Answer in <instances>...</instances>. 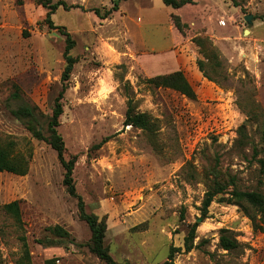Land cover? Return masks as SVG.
Returning a JSON list of instances; mask_svg holds the SVG:
<instances>
[{"label":"rangeland","instance_id":"1","mask_svg":"<svg viewBox=\"0 0 264 264\" xmlns=\"http://www.w3.org/2000/svg\"><path fill=\"white\" fill-rule=\"evenodd\" d=\"M59 1L71 8L60 7L51 28L40 0H0V140H14L16 151L30 156L26 176H0L1 264L23 260V237L30 264H105L90 251V228L63 184L57 153L13 113L31 107L46 129L65 85L58 131L67 159L76 158L74 181L86 211L107 219L105 243L117 262L163 264L172 247L184 249L198 222L196 247L176 253L174 264H264L258 214L217 198L208 218L202 215L214 170L228 192L234 178L239 190L264 193L257 163L264 157V0H196L178 10L162 0L53 3ZM117 1L119 9L109 17L95 13L105 14ZM172 13L187 24L184 34ZM56 27L75 41L76 64L66 83V36ZM194 37L208 38L219 53L222 68L207 67L213 79L199 68L207 59ZM176 71L185 74L195 99L149 81ZM15 92L21 99L12 97ZM127 95L156 121L155 134L125 126ZM243 126L250 141L245 146L238 142ZM13 201L20 202L23 227L3 209ZM55 226L74 243L40 245L49 236L46 228ZM222 230L241 247L223 250Z\"/></svg>","mask_w":264,"mask_h":264},{"label":"trees","instance_id":"2","mask_svg":"<svg viewBox=\"0 0 264 264\" xmlns=\"http://www.w3.org/2000/svg\"><path fill=\"white\" fill-rule=\"evenodd\" d=\"M119 1L114 2L113 8L111 10H107L105 14L102 15L99 10H96L95 13L99 17L107 18L110 14H112V12H115L119 9ZM162 1L166 6L172 7L176 10L181 9L187 5H194L196 2V0ZM40 2L41 5H43V7L48 10L44 22L47 23L51 28L55 27L52 21V15L55 14L60 7H63L65 10H69L71 8V6H68L65 1L53 3V0H40ZM237 6H239V4ZM171 19L173 21L174 27L180 33L184 34L187 29V24L183 22L182 18L179 15L172 13ZM56 28L60 29L63 35L66 36V49L64 54L66 67L62 75V81L66 83L70 80L76 64V59L71 54L72 50L75 47V41L72 38V35L64 28ZM193 41L201 47L202 52L207 59V63L199 61L198 65L200 70L207 78L213 79L208 73L207 67H209L211 71L217 72L218 69L222 68L223 66L217 49L208 38L194 37ZM149 81L150 83H153L158 87L170 88L178 91L191 99L196 98V92L194 88L189 83L182 71H176L167 75L156 76ZM66 88L67 87L65 85L63 91L56 101L53 115L52 117H50L48 123L45 126L46 129L41 128L36 110L31 107L25 106L18 110H15L13 113L18 119L24 121L27 129L33 134L36 139L45 141L57 153L58 160L65 170L63 184L66 187L69 195L78 200L79 218L80 220L86 222L90 228L92 234L89 243L90 251L105 264H120L113 258L109 247L106 246L105 243L108 231L107 219H100L95 214H89L86 211V204L83 197L77 192L74 181L76 158L67 159L66 145L63 137L58 131V128L61 125L60 118L64 114L62 99ZM127 96L128 108L126 112L125 126H132L151 135L155 134L157 130L156 121L149 114L139 112L133 98H131L130 95ZM12 97L18 100L21 99V95L19 94V92H15ZM260 121L264 129V113H261ZM262 139H264V133ZM238 142L240 145L244 146L250 142L245 126L239 129ZM251 144L253 145L255 156H259L260 153L258 150V146L253 144L252 142ZM257 163L260 167V173L264 175V157L259 159L257 158ZM29 169L30 156L27 157L24 154L17 152L16 142L14 140H0V176L3 173H10L17 176H26L29 172ZM212 177L213 178H209L208 191L206 192L205 198L203 200L202 215L204 218H208L211 205L217 198H219L218 200L220 202H226L228 204L241 206L245 211H247V213H249L250 210L253 211L260 216V221L264 223V193L259 191H241L236 188V181L234 178L231 180L230 184V186H233L234 189L228 192V185L224 182V180L220 178V174L216 170L213 171ZM226 195L229 196L226 197ZM3 209L6 213L11 215L15 219L20 227H23V215L19 201H13L5 204L3 206ZM252 219L254 220V222H256L254 216H252ZM198 227V222L194 223L191 226L185 238L184 249L172 247L170 249L168 260L163 264H174L176 253L182 250L188 253L196 247L195 240L197 238ZM46 232L49 233V236L44 239L38 240V243L45 248L68 246L69 244L74 243L71 234L61 226L47 227ZM221 233L220 247L223 250L231 252L241 247L240 243L233 235H231V232L229 230H222ZM23 249L24 258L19 264H30V249L25 237H23ZM1 263L2 256L0 252V264ZM46 264H56V260H48Z\"/></svg>","mask_w":264,"mask_h":264},{"label":"water","instance_id":"3","mask_svg":"<svg viewBox=\"0 0 264 264\" xmlns=\"http://www.w3.org/2000/svg\"><path fill=\"white\" fill-rule=\"evenodd\" d=\"M246 22L248 23V24H251L252 23V16L251 15H248V16H246Z\"/></svg>","mask_w":264,"mask_h":264}]
</instances>
